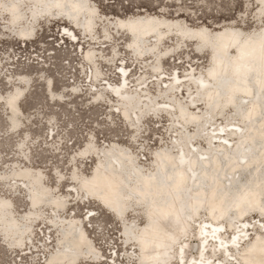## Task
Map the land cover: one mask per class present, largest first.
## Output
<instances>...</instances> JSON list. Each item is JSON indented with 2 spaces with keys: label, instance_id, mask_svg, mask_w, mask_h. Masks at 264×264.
Masks as SVG:
<instances>
[{
  "label": "bare ground",
  "instance_id": "obj_1",
  "mask_svg": "<svg viewBox=\"0 0 264 264\" xmlns=\"http://www.w3.org/2000/svg\"><path fill=\"white\" fill-rule=\"evenodd\" d=\"M52 1L58 12L69 8L70 12L67 16L71 20L47 13ZM8 2L11 8L8 12L1 13L8 17L9 22L13 18L12 23H16L13 26L19 29L18 35L14 37L21 42L32 41L38 26L42 23L63 21L64 24L59 29L63 39L74 44L79 39L76 32L78 30L83 38H88L90 44H96V29H92L94 16L87 14L92 12L91 14L94 15L95 10L89 4V0L25 1L23 4L28 5L30 10L25 18H23L21 6L13 0ZM261 2L264 4V0ZM2 5L3 2L0 3V7ZM35 12H40V17L36 23H33L35 18L32 21V17ZM61 13L64 14V12ZM257 21L258 19L255 23ZM114 25L119 35L128 37L125 43L127 52L132 54L135 60L140 61L146 57L154 62L151 73H154L157 78V74L161 73V65H156L159 55L154 53L142 56L141 53L144 52L141 48L143 46L148 50L154 47L159 50L158 48L169 38H164L161 45L156 46L160 43V36L163 33L171 30L177 33L179 31L172 37L177 42L176 48L194 43V52L197 55L208 52V67L205 72L208 77H205L209 79L197 78L195 75L194 78L198 80L195 81L196 85L191 83V78L185 82V85L195 88V92L189 94L191 104H197V107L202 108L203 113H190V108L175 98L174 90L169 96L166 95L168 91L170 92V87L167 86L159 96L167 101L161 107L164 109L163 113L174 115L175 119H169V121L179 125L175 130L177 135L172 142V147L176 151L172 152L165 147L155 151L152 156V170L147 172L141 169L135 157L126 149L112 145L107 150L111 153L108 156L114 160H111L114 162L112 168L106 165L104 161L106 156L102 159L103 156L100 155L89 177L85 178L78 170H72L69 179L74 191H70L71 195L79 196L78 186L82 187V190L84 189L87 193V195L82 193V196H88L90 201L92 199L98 202L100 207L111 213L118 223L123 222L120 228L122 245L135 247L138 256L133 264H224L227 260L226 264H264V212H261L264 208V74H262L264 71V26L261 25L250 32H243L234 27H217L212 31L205 26L190 27L179 19L168 20L155 16L122 19ZM102 26L103 43L111 49L110 56L118 59L119 53L107 29L109 25L103 23ZM170 28L173 29L170 30ZM76 44L78 46L81 44L80 39ZM198 45L206 49H197ZM177 53L169 54L167 57H173ZM92 54L91 50L82 48L83 60L92 68V72L88 73L86 78L89 79L91 87H97V82H101L104 78L101 79L102 72L96 64L94 54L92 59ZM110 62L108 60V63ZM118 69L116 72L119 77L118 86H112L108 82L104 84V90L117 99L118 106H115L117 113L127 127L133 129V134H136L141 125L138 113L145 106L140 104L146 102L142 101L143 97L149 100V108L146 111L152 112L147 114L157 117L159 113L154 111L156 108L154 109L149 95L140 96L129 91L127 68L121 66ZM41 77L43 76H39V79ZM24 78L26 77L16 78L15 83L12 84V92L4 97L0 96V104L7 107L9 131L13 134L18 131L21 122L19 113H16V111L19 112V103L31 87V81L27 85L21 83ZM44 81L46 90L52 94L51 81L48 78ZM147 82L148 80H144L138 86H144L142 90L147 91ZM174 82L172 79L171 84ZM18 85L21 87L25 85L26 93L22 96ZM181 85H174V89ZM219 86L224 88L223 93L219 91ZM74 93L76 91L72 92ZM199 93L201 97L198 96ZM5 97L11 98L10 103L4 101ZM239 97L244 102H236ZM93 98L99 102L104 97L97 89ZM168 101L171 107H174L175 103L176 111H170ZM227 109L232 112V119L242 126L232 130L216 128L215 131L219 132L217 134L216 132L206 133L207 126L211 127L213 120L217 116H223ZM51 118L49 123L52 125L56 118ZM188 126H192L194 130L188 132ZM232 135L237 136L233 145L227 141V137ZM219 136L224 139V142L220 140L222 143L213 145V139ZM198 138L207 141L204 148H200L195 143ZM26 141L27 136L19 142L18 149L19 153L28 159L24 151ZM93 152L94 145L90 139L77 153L81 159H85ZM250 152H252L251 158L244 166L243 162L247 161L246 157ZM93 158L96 159L94 155ZM242 168L246 169L243 175L245 174L248 180L243 184L240 180L236 181L231 188L226 189L230 179L238 176ZM0 180L23 182L29 205L28 216L42 217L41 209L45 206H48L55 214L65 209V202L47 186L42 172H33L28 167L14 166L8 174L0 175ZM57 180H62L60 174L57 175ZM124 185H130L134 192L125 190ZM129 199L132 201L124 209L125 214L132 211L128 210L132 205H138L139 210L142 208L143 211L146 208V215L142 217L144 225L140 227L136 228L125 223L124 213L123 215L115 213L116 210L126 206L125 202ZM11 205L9 199L0 197V221L3 220L5 227L4 229L0 227V235L5 247H14L18 251L25 252L29 249L27 240L32 237L33 223L25 215L17 218ZM203 212L208 219L206 217V221L200 222L199 226L192 230V223H198ZM54 218L51 217L52 224H49L48 228L54 229L57 244L60 242L63 245L61 242L63 238L64 246L56 250V253H52L45 264L103 263V257L98 256L84 230H78L79 225L74 219L68 220V224L65 225L66 230H62V227L55 225ZM254 219L258 220L251 221ZM237 224L240 226H236ZM250 231L254 234L247 239ZM228 233L230 236L227 239L225 235ZM210 243L213 245L211 249H208ZM188 252L189 255H187ZM232 253L240 257L236 258ZM88 254L94 256H87ZM112 257L111 255L110 258ZM113 264H116L115 260Z\"/></svg>",
  "mask_w": 264,
  "mask_h": 264
},
{
  "label": "rangeland",
  "instance_id": "obj_2",
  "mask_svg": "<svg viewBox=\"0 0 264 264\" xmlns=\"http://www.w3.org/2000/svg\"><path fill=\"white\" fill-rule=\"evenodd\" d=\"M13 1L21 6L23 18L27 17L30 10L28 5L25 6L23 3L29 0ZM1 2L3 5L0 7V96L4 97L12 92V84L19 76L26 77L21 81L22 84L27 85L31 81V87L26 93L25 85L23 87L18 85L21 89V96L26 94L19 103V112L16 111L19 113L21 121L16 133L13 134L9 131L8 110L4 104H0V175L8 174L14 166L28 167L33 172H42L47 186L65 202V209L63 212L57 211L55 214L48 206H45L41 209L42 217L28 216L29 205L23 182L0 180V197L11 201L14 215L17 218L25 215L33 223L32 237L27 240L29 249L25 252L18 251L14 247H5L0 235V264H45L46 259L52 253L62 249L63 238L61 241L63 245L60 242L57 244V235L54 233V229L48 228V225L52 224L51 217L54 218L53 215H57L54 218V223L56 226L62 227V230H66L65 225L68 224V220L74 219L79 225L78 230H84L98 256L103 257L102 264H113L114 260L116 264L135 263L138 258L136 248L122 245L120 228L123 222L118 223L111 213L100 207L98 202L92 199L90 201L88 196H82V193L87 195L82 187L78 186L79 196L71 195L70 191H74V189L69 179L70 174L72 170H78L83 177H89L96 160L101 156H103L102 159L106 156L104 161L108 167L112 168L114 162L109 157L111 153L107 152L112 145L126 149L135 157L141 169L147 172L152 170V156L155 151L165 147L175 152L172 142L177 135L175 130L179 125L169 121V119H175L174 115L163 113L164 109L161 107L167 101H164L159 94L169 86L170 92L168 91L166 95L169 96L174 90L175 98L184 102L186 107L190 108V113H203L202 108L197 107V104H191L189 94H193L195 88L185 85V82L188 78H191L190 81L193 84L200 77L209 79L205 77L207 76L205 72L208 67L209 54L205 52L197 55L194 52V43L176 48L177 42L172 37L179 31L177 33L171 30L173 28H170V32L160 36V43L156 42V46H160L164 38L169 37L158 48L160 52L154 47L147 50L141 44V50L144 52L141 53L142 56L154 53L159 55L156 65H161V73L157 74V78L154 73H151L154 62L146 57L140 61L135 60L133 55L127 52L125 43L128 41V37L123 34L119 35L114 24L122 19L155 16L168 20L179 19L190 27L205 26L212 31L217 27H234L243 32H250L261 25L264 26V16L261 15L264 12V4L261 0H89V4L95 10L94 15L88 10L87 14L94 16L92 29H96V44H90L88 38H83L80 31L77 30L81 42L78 46L76 43L79 39L72 44L71 41L62 38V33L59 34V29L64 24L63 21L42 23L38 26L35 32L36 36L32 41L21 42L14 37L19 29L13 26L16 24L12 23L13 18L9 22L8 17L1 13L8 12V9L11 8L10 4H8V0H0ZM61 12L54 8L53 1L50 2L47 13L71 20L67 16L70 12L69 8H64ZM39 17L40 12H35L32 17V21L35 18L33 23H36ZM256 19L258 21L255 23ZM103 23L109 25L107 29L112 43L115 44L119 53L118 59L110 56L111 49L103 43L104 39L101 37ZM82 48L93 52L96 64L102 72L101 79H104L97 82V87H91L89 79L86 78L87 74L92 72V68L84 62ZM176 52L178 53L175 56L167 57ZM93 54L91 55L92 59ZM108 60L111 62L108 63ZM121 66L126 67L129 71L127 74L129 76L127 81L129 91L140 96L149 95L153 101L154 109L156 108L154 111L159 113L157 117L149 115L152 113L149 110V112L146 111L149 108V100H145L143 97L142 101L146 102L140 104L145 106L138 113V117L140 115L142 119L139 120L141 122L140 130L136 134H133V129L128 128L117 113L115 109V106H118L117 99L104 90V84L108 82L112 86H118L119 77L116 72ZM93 74L95 78L96 73ZM195 75L197 78H194ZM39 76L43 77L39 79ZM46 78L51 81L52 94L46 90L44 81ZM172 79L175 81L174 84H171ZM144 80H148L147 91L142 90L144 86H138ZM176 84L182 85L174 89ZM97 89L104 97L99 102L93 98ZM73 91L76 93L72 94ZM120 91L122 90L120 89ZM198 96L202 95L199 93ZM4 99L6 103L11 101V98L8 97ZM242 101L240 97L237 98L238 103H242ZM167 105L171 108L170 111H176L175 103L174 107L170 106L169 101ZM232 115V112L227 109L223 116H217L213 120L211 127L207 126L206 133L216 132L215 134H217L219 132L215 131L216 128L223 127L226 130H232V128L242 126L238 121L232 119ZM51 117L56 118L52 125L49 123ZM132 122L134 121L132 120ZM192 130H194L192 126L187 127L188 132ZM48 133H50V137H48ZM26 136L24 151L28 159L23 157L18 149L19 142ZM235 138H237L236 135L229 136L227 141L233 145L236 142ZM90 139L93 141L94 152L90 153L88 158L81 159L77 152L81 151ZM220 140L224 142L220 136L213 139V145L222 143ZM206 142L203 138H198L195 141L200 148H204ZM93 155L96 159L93 158ZM58 174L62 176L61 181L57 180ZM247 180L244 174L240 183L243 184ZM124 188L129 192H134L130 185H124ZM130 209L131 212L124 213V222L136 228L144 225L142 217L146 215V208L143 211L142 208L139 210L138 205H132L128 210ZM206 217L203 212L198 223H192V230H195L200 222L206 221L208 219ZM236 226H240V224ZM0 227L1 229L5 228L3 220L0 221ZM253 234L250 231L247 239L251 238ZM229 236V233L225 235L227 239ZM212 245L213 243H210L208 249H211ZM189 254L188 252L187 255ZM232 254L236 258L240 257L236 253ZM111 255L112 258H110ZM87 256L94 255L88 254ZM227 262L228 260L224 264Z\"/></svg>",
  "mask_w": 264,
  "mask_h": 264
},
{
  "label": "water",
  "instance_id": "obj_3",
  "mask_svg": "<svg viewBox=\"0 0 264 264\" xmlns=\"http://www.w3.org/2000/svg\"><path fill=\"white\" fill-rule=\"evenodd\" d=\"M261 15H263L264 16V12H262V14ZM200 47V49H204V47L203 46H199ZM202 47V48H201ZM262 74H264V71L262 72ZM252 82V81H251ZM263 90V89H262ZM219 91L221 92V93H223L224 92V88L222 87V86H219ZM235 98H236V96H235ZM260 99V98H259ZM131 102V101H130ZM237 102V101H236ZM257 102H259V101H257ZM214 107H215V105L214 104H212ZM232 105H234V104H232ZM211 106V105H210ZM212 107V106H211ZM213 107V109H216V108H214ZM232 107V106H231ZM237 108V107H236ZM209 110H212V109H210L209 108ZM142 119V116H140V118H139V120H141ZM136 121V120H135ZM251 153L252 152H250L249 154H247V157H246V159H247V161L245 162H243L244 164V166H246V164L249 162V158H251ZM246 169L245 168H242L239 172H238V176H236V177H234V178H232V179H230V181H229V183H227V185H226V189L228 188H231L233 185H234V182H236V181H239L241 178H242V176H243V173H244V171H245ZM130 201H132V200H126V206H124L123 208H120V209H118V210H116L115 211V213L116 214H119V215H123V213H124V209H126V207H128V205H130ZM165 223V222H164Z\"/></svg>",
  "mask_w": 264,
  "mask_h": 264
},
{
  "label": "snow or ice",
  "instance_id": "obj_4",
  "mask_svg": "<svg viewBox=\"0 0 264 264\" xmlns=\"http://www.w3.org/2000/svg\"><path fill=\"white\" fill-rule=\"evenodd\" d=\"M261 212H264V208L261 209Z\"/></svg>",
  "mask_w": 264,
  "mask_h": 264
}]
</instances>
